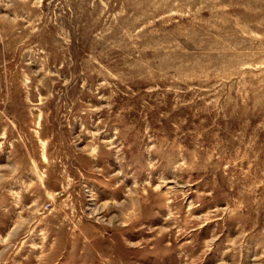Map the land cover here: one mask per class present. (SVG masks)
I'll return each instance as SVG.
<instances>
[{"label": "rangeland", "instance_id": "374dc122", "mask_svg": "<svg viewBox=\"0 0 264 264\" xmlns=\"http://www.w3.org/2000/svg\"><path fill=\"white\" fill-rule=\"evenodd\" d=\"M0 264H264V0H0Z\"/></svg>", "mask_w": 264, "mask_h": 264}]
</instances>
